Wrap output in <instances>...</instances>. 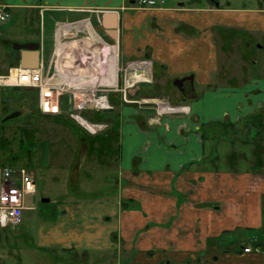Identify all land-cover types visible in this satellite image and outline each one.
Returning a JSON list of instances; mask_svg holds the SVG:
<instances>
[{
  "label": "crops",
  "instance_id": "0c3cea01",
  "mask_svg": "<svg viewBox=\"0 0 264 264\" xmlns=\"http://www.w3.org/2000/svg\"><path fill=\"white\" fill-rule=\"evenodd\" d=\"M137 1L0 0L12 33L16 23L26 30L33 13L53 26L48 43L46 36L14 38L40 44L39 68L50 70L63 38L100 40L106 56L116 50L125 81L135 84L129 98L139 104L120 103L125 81L119 88L117 71L110 94L120 108L116 174L107 179L104 164V188L89 193L91 200L70 187L55 215L37 223L30 215L37 209L24 202L23 223L0 227V264H41L48 253L70 254L56 256L57 264H264V63L231 67L221 54L234 52L219 48L222 38L244 41L241 55L254 54L252 41L264 51V8L164 1L142 9ZM20 61L21 52L10 67ZM2 171L0 164V191ZM25 220L39 236L28 243L34 249L18 250L5 239Z\"/></svg>",
  "mask_w": 264,
  "mask_h": 264
},
{
  "label": "rangeland",
  "instance_id": "374dc122",
  "mask_svg": "<svg viewBox=\"0 0 264 264\" xmlns=\"http://www.w3.org/2000/svg\"><path fill=\"white\" fill-rule=\"evenodd\" d=\"M139 1L136 4L142 9L161 8L164 1L167 2L165 6L168 7L177 6L178 4L214 7L215 5L219 6L221 3L225 8H264V0H155L157 1V6L155 7L140 5ZM29 22L30 24L25 25L26 30L24 29V24L19 26L16 23L15 33L9 31L11 24L14 22H0V75L6 73L10 66L18 63L19 52L14 50L13 45L19 42L15 41L14 38L19 40V38L24 36L33 35L32 39L39 40L35 36L37 35L41 40H44L46 36V41L47 43L49 42L48 35L53 26L48 23L47 27H45L44 22H40L36 13L31 14V21ZM72 41L68 37L63 38L61 48L58 52L53 50V55H51L53 58L49 76L52 78L53 83L66 85L67 89L62 98L61 113L49 114L43 112L40 109L39 92L37 90L19 88L9 89L11 91L7 92L5 88H0L3 93L7 92L1 101L0 164H2L3 169L25 170L27 174L31 173L34 175L37 182L36 193L27 196L25 199L26 204L37 209L30 213L34 223H37L40 217L52 218L58 207L56 200L58 198L61 199L64 193L70 191V187L80 190L79 197L81 201L91 200L89 193L104 188L102 180L104 164H107V179L111 176L110 174L114 175L119 164L120 142L115 120L120 108L112 102L110 94H112V97L115 95L117 87L113 85L116 84L117 71L119 88L125 81V76L120 72L122 67L125 66L120 65L116 56L117 66L112 65L114 72L108 68V65L112 67L110 66L113 61L111 57L117 55V52L114 50L113 55L111 54L110 56L107 53L106 56L102 52V46L105 43L100 40H98L100 43L93 40H89L90 43L80 40L77 44ZM242 42L244 43L242 40H237L229 43L227 39L220 38V50L224 51L229 47L228 49L234 52L232 54L231 52L222 53L221 61L231 67H238L241 64L247 65V62L251 60L264 63V51L258 48L261 44L252 41L254 44L251 45L250 50L252 48L255 49V51L253 50L254 54L247 55L245 53L241 55ZM87 45L91 46L90 50L93 49L94 52H88L89 48L85 47ZM47 46H50V44H47ZM246 57L250 58V60L246 59ZM105 76L107 77L106 80ZM70 78L76 79L72 81ZM105 82L107 83V98L113 109L106 112L90 110L82 114L90 122L107 124V128L104 131L91 135L71 118L69 112L70 100L72 96L76 95L77 88L82 89L86 86L85 84H88V86L94 85L97 89L100 85H105ZM88 86L84 89H88ZM175 91L177 92V89ZM120 103L127 104L123 99ZM132 103L139 105L135 101ZM148 106L149 104H143V107ZM14 114L18 116L11 118ZM94 173H97L95 177ZM115 181L113 182L114 185ZM107 185L110 184L107 182ZM44 198H49L52 202L45 204L42 202ZM77 198L75 197V199ZM23 225L18 232L8 230V238L5 240H10V243L16 244L18 250L22 248L34 249V246L31 247L28 243L30 241L36 242L39 234L33 228H30L31 233L28 232L30 229H27L29 223L26 220ZM48 254L47 260L44 263L42 260L41 264H57L53 260L56 256H61L64 259H68L70 256V254L62 255V253ZM65 262L58 264H67ZM31 264H40V261L38 263L32 261Z\"/></svg>",
  "mask_w": 264,
  "mask_h": 264
},
{
  "label": "built area",
  "instance_id": "2783aa9c",
  "mask_svg": "<svg viewBox=\"0 0 264 264\" xmlns=\"http://www.w3.org/2000/svg\"><path fill=\"white\" fill-rule=\"evenodd\" d=\"M140 5L148 7L157 6L155 0H140ZM9 14L6 11H0V22H7ZM88 86V84H85ZM85 86V87H86ZM100 85L97 89L94 85L87 88H77L76 95L70 100V116L85 131L91 135H96L107 128V124L93 123L83 117L85 111L112 110L109 99L107 98V87ZM135 86L130 81H125L124 88L121 89L124 101L132 103L129 98V91ZM0 88L19 89L25 88L37 90L39 92L40 109L49 114H59L62 110V98L67 92L66 85L53 83L49 76V71L43 68L27 69L21 65L10 67L8 71L0 75ZM103 88V89H102ZM169 112L179 110V108L167 107ZM181 110H188L181 107ZM36 193V184L34 179L27 174L25 170H16L6 168L2 171V188L0 191V227L17 228L23 223L24 202L27 196ZM251 248L244 249L245 253H250Z\"/></svg>",
  "mask_w": 264,
  "mask_h": 264
},
{
  "label": "water",
  "instance_id": "95a60500",
  "mask_svg": "<svg viewBox=\"0 0 264 264\" xmlns=\"http://www.w3.org/2000/svg\"><path fill=\"white\" fill-rule=\"evenodd\" d=\"M13 48L17 52H21V61L20 65L27 69H37L40 66V44L36 42H30L25 44L15 43ZM28 57H32L33 62L28 61ZM178 87H182V82L177 83ZM0 111H1V90H0ZM18 116L14 114L11 118ZM44 203H49L50 200L45 198L43 199Z\"/></svg>",
  "mask_w": 264,
  "mask_h": 264
},
{
  "label": "bare ground",
  "instance_id": "6f19581e",
  "mask_svg": "<svg viewBox=\"0 0 264 264\" xmlns=\"http://www.w3.org/2000/svg\"><path fill=\"white\" fill-rule=\"evenodd\" d=\"M115 51H116V50H115ZM112 55H113V54H112ZM116 56H117V55H115V56L113 55V56H112L111 60H113V61H112V63H111L110 66H112L113 64H114L113 66H117V64H116V63H117V60H116L117 57H116ZM110 62H111V61H110ZM113 66H112V67H109V65H108V68H109L112 72H114V71H113V69H114ZM108 79L110 80V78H108ZM111 81H112V80H111ZM113 82H114V80H113Z\"/></svg>",
  "mask_w": 264,
  "mask_h": 264
},
{
  "label": "trees",
  "instance_id": "16d2710c",
  "mask_svg": "<svg viewBox=\"0 0 264 264\" xmlns=\"http://www.w3.org/2000/svg\"><path fill=\"white\" fill-rule=\"evenodd\" d=\"M112 58V57H111ZM255 247H256V249H259V248H261V247H263L262 245H259V244H255Z\"/></svg>",
  "mask_w": 264,
  "mask_h": 264
},
{
  "label": "flooded vegetation",
  "instance_id": "af4514ba",
  "mask_svg": "<svg viewBox=\"0 0 264 264\" xmlns=\"http://www.w3.org/2000/svg\"><path fill=\"white\" fill-rule=\"evenodd\" d=\"M34 42L38 43L37 41H34Z\"/></svg>",
  "mask_w": 264,
  "mask_h": 264
}]
</instances>
